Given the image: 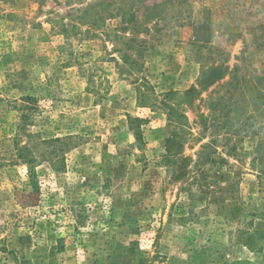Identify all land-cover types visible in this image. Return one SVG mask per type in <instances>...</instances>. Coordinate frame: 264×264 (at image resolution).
Instances as JSON below:
<instances>
[{
  "label": "rangeland",
  "instance_id": "1",
  "mask_svg": "<svg viewBox=\"0 0 264 264\" xmlns=\"http://www.w3.org/2000/svg\"><path fill=\"white\" fill-rule=\"evenodd\" d=\"M89 8L68 41L58 34V23L72 30ZM124 9L148 30L123 23ZM221 65L232 78L202 94L220 90L235 111L205 134L215 162L192 164L172 183L163 141L174 127L161 101ZM261 78L264 0L0 2V264H264V251L238 244L239 231L264 229V175L252 168L264 99L255 111L248 90L264 91ZM230 79L240 87H224ZM27 95L36 99L35 140L71 138L65 170L36 164L38 191L28 166L11 162ZM130 117L145 121L143 151ZM199 150L184 154L196 161Z\"/></svg>",
  "mask_w": 264,
  "mask_h": 264
},
{
  "label": "trees",
  "instance_id": "2",
  "mask_svg": "<svg viewBox=\"0 0 264 264\" xmlns=\"http://www.w3.org/2000/svg\"><path fill=\"white\" fill-rule=\"evenodd\" d=\"M33 2L45 1V0H30ZM1 3H7L9 0H0ZM132 7V6H130ZM158 8V5H155ZM93 9L92 7H90ZM90 8L81 14L76 20V23L72 24V30L67 25L59 24L57 28L58 34L65 37L68 41L72 36V31L78 29L79 24H86V21L90 15ZM155 8V9H156ZM123 23L128 24L133 30L141 32V30H148L145 27L139 28L137 25L139 22L136 20L135 15L130 14V9L122 10ZM56 29V27L54 26ZM133 42H137L133 40ZM136 51L142 53L141 45L133 47ZM233 71L224 65L221 66H210L202 67L200 77L196 86L190 88L184 93L176 91L168 92L164 95L161 101V108L167 113L169 123L174 127L171 135L163 141V147L165 154L163 155L164 167L170 174L169 180L173 182H181L188 173L189 167L194 164L195 166L212 163L210 150H213V144L216 142L215 139H211L209 143H203L206 139V133L212 126L218 121L217 118L220 115H224L226 118L231 116L233 111L230 105L227 104V99L224 95H220V90L213 91L209 94L207 99L203 98L204 93H207L212 87L218 83L224 81L227 77H231ZM232 78V77H231ZM259 82H264V79H258ZM236 83V82H235ZM240 83L233 84L230 79L224 87L233 86L239 88ZM250 84V83H249ZM250 89V90H249ZM248 90L251 94H256L252 99V106H255V111H260L258 106V100L264 99L263 89L259 86H248ZM22 110L21 121L17 124V132L14 137L15 145V156L11 162L19 163L28 166L31 182L35 185L37 191V173L36 164L41 162H49L55 171L65 170L64 164V152L67 151L66 142L71 139L70 137L64 138H53L49 140L37 141L29 132V127L34 123L33 111L36 107V99L27 95L21 99ZM200 101L206 107L208 114L201 110V107L196 106V102ZM188 109L192 110L195 117L199 121L201 132L198 136L192 132L190 119L188 117ZM144 120L129 118V129L135 136L136 145L139 150L143 151L146 146L144 131L142 124ZM26 139L23 141V139ZM191 145L194 148L200 145V150L197 152V160L194 161L192 156H185L186 146ZM69 149V148H68ZM62 158V161L59 159ZM61 164L59 167L58 165ZM14 165V164H13ZM252 168L258 173V176L264 175V140H260L257 145L255 156L252 162ZM238 244L246 247L252 254H261L264 251V229L251 228L245 229L238 232ZM4 252L10 253L6 247L2 249ZM153 258V257H152ZM152 258L146 257L145 262L142 264H152ZM231 264H251L250 260H239L234 261Z\"/></svg>",
  "mask_w": 264,
  "mask_h": 264
}]
</instances>
